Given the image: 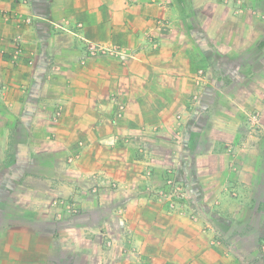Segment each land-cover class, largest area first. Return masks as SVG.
Masks as SVG:
<instances>
[{"label": "crops", "instance_id": "obj_1", "mask_svg": "<svg viewBox=\"0 0 264 264\" xmlns=\"http://www.w3.org/2000/svg\"><path fill=\"white\" fill-rule=\"evenodd\" d=\"M260 45L264 0H0V264H264Z\"/></svg>", "mask_w": 264, "mask_h": 264}, {"label": "rangeland", "instance_id": "obj_2", "mask_svg": "<svg viewBox=\"0 0 264 264\" xmlns=\"http://www.w3.org/2000/svg\"><path fill=\"white\" fill-rule=\"evenodd\" d=\"M27 18H28V16L26 17V19L23 18V22L25 24L28 23ZM161 25H162V27H164L166 29L168 28V26H167L168 24H167L166 21H162ZM149 38H150L149 40L152 41L151 44L155 45L156 43L153 40L154 38H151V36ZM92 46H97V47L105 46L107 48H113V49L117 48L115 46H110V45H106V44H98V43H94V42L89 41L87 43V45H86V51H87V53L90 56L114 54V53H112L110 51H105V52L99 51V52H96V53L93 54V53H91V47ZM16 48H17V46H16ZM17 49H18L17 56L18 57L19 56H23V53L26 51L25 46H24V41H22V47H21V45H19V48H17ZM260 49H261V52L263 53L264 46L260 45ZM118 50H120V49H118ZM259 65L262 68L264 67V58L262 59V61L260 62ZM262 99H263V102H264V95H263ZM247 118H248L250 133L252 135L254 133L255 134L259 133L260 128H261L262 119L264 118V108H255V109L248 110ZM263 147H264V143H263ZM8 160H9L8 162L10 163L12 161V158H8ZM169 172L170 171H167L168 175L166 177L165 184L160 189H158L156 191L157 198L160 201L166 203V205L168 206V208L170 210H179L180 213H183L186 210V207H185L186 206V201H188V199H190V192L181 183H179L177 180H175L174 177L170 175L171 173L169 174ZM7 183L8 182H6V189H7V185H8ZM174 184H177L180 187V189L179 188L177 189L176 185H174ZM8 195H9L8 192H6L5 201L8 200L9 198H11V197H8ZM13 208L14 207H12L10 205H5L3 209L12 210ZM215 210L219 213V215L221 213H223V210H221V209H215ZM231 214H229V215H231ZM192 215H195V214H192ZM248 215H249V213L247 214V217H248ZM193 217H194V219L196 218V221H198L197 215L192 216V218ZM249 217H250V215H249ZM230 219H233V217L232 218L230 217ZM222 223H224V221H222ZM228 224H229V228L231 226H234V229H235L236 225L235 224L231 225L230 221H228V223L224 224L225 228L228 226ZM222 236H223L222 234L216 233V236H214V238L212 239L213 240L212 243L218 244L220 242L221 243L225 242L227 247H232V248H235L236 246L244 247L241 239L238 240L240 242L237 245V243H236L237 239L236 238L223 240ZM263 244H264V240H262V242H261V245H263Z\"/></svg>", "mask_w": 264, "mask_h": 264}, {"label": "built area", "instance_id": "obj_3", "mask_svg": "<svg viewBox=\"0 0 264 264\" xmlns=\"http://www.w3.org/2000/svg\"><path fill=\"white\" fill-rule=\"evenodd\" d=\"M18 1H20V0H18ZM27 21H28V23H30L31 22V18L30 17H28L27 18ZM99 51H102V52H105V51H110V52H112V53H117V52H119V51H121V50H118L117 48H115V49H113V48H107V47H105V46H101V47H97V46H92L91 47V53H96V52H99ZM198 80H200V81H205L206 80V72H205V70H203V69H200L199 71H198ZM174 185H176V187H177V189L179 188L180 189V187L177 185V184H174ZM71 211L72 212H77V210L75 209V207H71Z\"/></svg>", "mask_w": 264, "mask_h": 264}]
</instances>
